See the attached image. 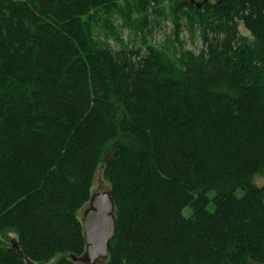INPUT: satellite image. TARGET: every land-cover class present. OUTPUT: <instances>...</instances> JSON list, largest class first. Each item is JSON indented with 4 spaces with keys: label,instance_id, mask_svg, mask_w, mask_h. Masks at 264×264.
Returning a JSON list of instances; mask_svg holds the SVG:
<instances>
[{
    "label": "trees",
    "instance_id": "1",
    "mask_svg": "<svg viewBox=\"0 0 264 264\" xmlns=\"http://www.w3.org/2000/svg\"><path fill=\"white\" fill-rule=\"evenodd\" d=\"M130 1L145 25L164 2L0 0V235L22 254L0 241V264H76L99 168L105 264H264V0H178L202 45L178 56L97 44Z\"/></svg>",
    "mask_w": 264,
    "mask_h": 264
},
{
    "label": "rangeland",
    "instance_id": "2",
    "mask_svg": "<svg viewBox=\"0 0 264 264\" xmlns=\"http://www.w3.org/2000/svg\"><path fill=\"white\" fill-rule=\"evenodd\" d=\"M177 1L164 0L159 8L151 10L146 25L143 23L144 16L136 12L132 1L122 2L109 11H101L93 24L95 35L93 39L98 45L109 46L115 50L130 48L145 51L147 47H154L169 56H178L180 52L186 50L198 52L202 45L198 34L193 30L195 20L192 15L185 12L178 18L175 16L172 6ZM196 2L200 3L201 0ZM176 23L182 25L178 36L175 35ZM240 33L250 38L244 27L240 28ZM261 184H264V181ZM103 191H110V185L104 180L102 169L99 168L92 192L96 194ZM78 216L82 220L83 210ZM0 241L8 246L15 242L19 248L17 235L13 232L0 235ZM55 262L56 259L50 264Z\"/></svg>",
    "mask_w": 264,
    "mask_h": 264
},
{
    "label": "water",
    "instance_id": "3",
    "mask_svg": "<svg viewBox=\"0 0 264 264\" xmlns=\"http://www.w3.org/2000/svg\"><path fill=\"white\" fill-rule=\"evenodd\" d=\"M195 4V3H194ZM201 7V4L196 5ZM82 228L85 239V253L81 257L71 256L76 264H104L109 259L110 243L116 233V208L110 191L92 194L83 209ZM19 256V248L13 242ZM26 264H33L24 259Z\"/></svg>",
    "mask_w": 264,
    "mask_h": 264
}]
</instances>
